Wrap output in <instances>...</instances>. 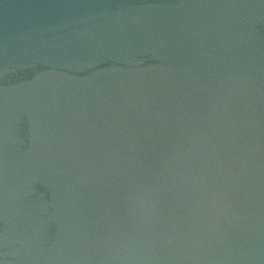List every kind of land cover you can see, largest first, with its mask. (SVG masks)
I'll return each instance as SVG.
<instances>
[{
	"label": "water",
	"instance_id": "obj_1",
	"mask_svg": "<svg viewBox=\"0 0 264 264\" xmlns=\"http://www.w3.org/2000/svg\"><path fill=\"white\" fill-rule=\"evenodd\" d=\"M0 264H264V0H0Z\"/></svg>",
	"mask_w": 264,
	"mask_h": 264
}]
</instances>
